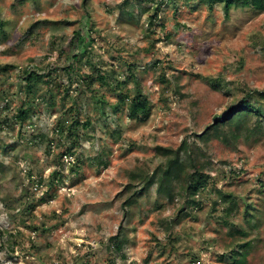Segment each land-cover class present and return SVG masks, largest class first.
Returning <instances> with one entry per match:
<instances>
[{
	"label": "rangeland",
	"instance_id": "374dc122",
	"mask_svg": "<svg viewBox=\"0 0 264 264\" xmlns=\"http://www.w3.org/2000/svg\"><path fill=\"white\" fill-rule=\"evenodd\" d=\"M227 14L203 0H0V67L14 66L0 72V264H230L238 250L264 264V131L201 135L264 91V5ZM32 69L44 77L29 93ZM138 96L148 113L132 119L122 100ZM184 142L189 172L209 176L196 203L175 182L126 205L131 177L160 173Z\"/></svg>",
	"mask_w": 264,
	"mask_h": 264
},
{
	"label": "trees",
	"instance_id": "16d2710c",
	"mask_svg": "<svg viewBox=\"0 0 264 264\" xmlns=\"http://www.w3.org/2000/svg\"><path fill=\"white\" fill-rule=\"evenodd\" d=\"M88 0H85L87 4ZM204 2L213 5L216 2H221L223 4L224 10L227 13L231 9V7L237 6H251L253 4H258L259 6L264 5V0H203ZM2 25V24H1ZM1 36V33H0ZM78 40L77 45L81 44V48H83L84 52L87 51L86 41L82 40L83 36L81 31L77 32L75 37ZM74 45V44H73ZM75 46V45H74ZM74 60L78 59V54H74ZM72 64V63H71ZM68 66V68H72V66ZM14 68V66H4L0 67V72H7L10 69ZM44 76L40 74L39 70H29L24 73V80L26 83V90L30 93L32 92L37 84L38 81L41 80ZM85 79H90L86 77ZM103 84H106V78H100ZM84 81V79H83ZM91 81L94 82L92 79ZM90 85V82H89ZM88 85V86H89ZM257 96L260 99H256L252 103L247 97L243 98L237 103L231 105L222 115L215 117L214 123L210 124L205 132L201 135L210 134L213 136L215 140L222 141L224 144H229L232 141H236L239 136L234 134V130H230L228 132L224 131V127L228 128H239L240 123L246 125L244 126L243 130H245L247 137H254L259 136L260 133L264 131V105L261 101L264 100V91L263 92H256ZM122 100V99H121ZM123 103H129L128 110L129 115L132 119H137L142 115L148 113V102L146 100L141 99L139 96L136 98H124ZM15 119L20 123H24L28 119V109L21 108L18 114H16ZM253 120H255L254 123ZM252 123L251 126L249 124ZM76 124L79 125V121H76ZM184 142L182 146L176 150L171 151L167 150V153L174 154L173 156L170 155L168 158L165 168L161 170L160 173H154L152 176L147 177L145 179L142 178V175L139 173L134 174L130 179V184L128 185V189L133 190L132 196L128 198L126 201V205H131L133 199H138L142 193L146 190L150 189L154 185H158L159 190L166 194L170 195L174 191V183L175 182H184L186 185V194L188 195V204L192 205L195 204L196 196L208 185L209 176L205 174L203 171L196 169L195 172L190 173L187 164L184 162L182 158L183 152H188L187 146H185ZM196 168V167H195ZM140 179L143 181V186L138 188V185H135V181ZM224 199H229V196H223ZM246 245L244 244V246ZM231 263L230 264H245L246 262V254L243 251L238 250L237 252H232L230 255Z\"/></svg>",
	"mask_w": 264,
	"mask_h": 264
}]
</instances>
